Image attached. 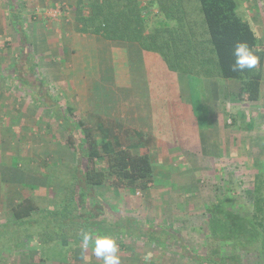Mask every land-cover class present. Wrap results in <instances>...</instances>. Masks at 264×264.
I'll return each mask as SVG.
<instances>
[{"label":"crops","instance_id":"crops-1","mask_svg":"<svg viewBox=\"0 0 264 264\" xmlns=\"http://www.w3.org/2000/svg\"><path fill=\"white\" fill-rule=\"evenodd\" d=\"M85 5L86 0H0V43L7 36L15 35L19 52L15 62L6 64V58L3 59L1 52L4 49L0 48V100L4 99L0 101V137L5 139L0 140V187L2 192L5 189L13 191L9 201L12 209L23 196L31 193L28 188L37 192L44 189L48 181L45 180L47 177L43 171L38 174L35 170V153L25 150L26 154L22 156L21 150L17 148L15 154L11 151L12 154L8 155L5 149L10 151L16 142L10 143L7 132L16 135L18 140L21 136L25 141L33 138L42 123L45 130H52L53 116L50 110L46 108L45 113H42V108L38 105L40 99H46L48 93L58 97L49 88L52 82L59 85L61 95L68 96L73 88L72 83L69 85V80L80 85L82 78L84 82L81 88L75 86V98L83 100L76 107L78 113L90 119L88 125L93 130L102 127L109 137L114 134L113 123L118 122L120 126L133 124V130L140 134L139 144L134 147H138L139 152L152 146L153 139L156 143L159 141L158 146L162 141L161 145L167 149L183 138L190 142V150H194L191 141H198L200 150L197 153L203 157L223 154L227 147V136L233 132L227 125L230 120H226V115L234 113L238 107L243 109L242 105L245 104L237 99L240 89L238 81L207 74L206 70L200 69L195 59L187 58L177 62L178 67H188L186 69L190 73H184L181 69L171 70L165 60L157 59L138 41L110 39L102 34L83 31L80 21L82 15L74 11L84 9ZM56 7L62 8L63 14L52 20L47 17V13L49 9ZM255 31L260 41L261 36ZM260 43L263 47L262 42ZM38 52L42 55L37 58L35 54ZM54 56L60 60L55 61ZM32 61L34 71L41 72V75L33 74L34 72L29 74L33 68ZM64 70L67 74H62ZM57 71L61 74H53ZM155 77L157 80L153 81ZM9 78L24 90L4 91V79ZM165 78L169 79L168 86L165 89L163 86V91L159 90L161 96L156 97L154 89ZM197 81L202 93L201 100L210 110L211 125L205 131L197 128L191 106L193 95L190 82ZM123 92L126 94L123 95ZM263 100L264 79L258 102ZM155 101H159L160 108L155 107ZM165 110L168 112H164ZM249 113H255L254 118L247 123L252 128L258 122L259 113L255 110H249ZM243 114L242 110L237 111L232 115L233 121L240 122L238 118ZM42 116L45 117L41 118ZM129 126L120 128L126 130ZM4 132L7 136L3 135ZM41 133L44 135L41 145L44 141L45 145L49 144V139H45V131L44 134ZM26 143L29 147L30 141ZM58 143H61L60 140ZM19 144L18 142L16 146ZM176 147L180 154L185 155V148L181 143ZM67 161V157L56 155L53 158L47 156L40 162ZM15 174L17 176H13Z\"/></svg>","mask_w":264,"mask_h":264},{"label":"rangeland","instance_id":"rangeland-1","mask_svg":"<svg viewBox=\"0 0 264 264\" xmlns=\"http://www.w3.org/2000/svg\"><path fill=\"white\" fill-rule=\"evenodd\" d=\"M139 1L144 6H147L144 15L150 27H157V21L166 18L165 9L161 4H151L154 0ZM161 1V3L168 6V3H166L168 0ZM236 2L238 14L245 21L250 22L254 29L258 31L261 36L260 42H262L264 49V0H236ZM91 5L92 0H86L84 9L75 10L74 12L85 16L89 14L87 11L90 10ZM197 5H199L198 0ZM47 17L56 20L48 15ZM153 31L145 30L147 33H152ZM6 40L0 43L2 45L0 48L4 49L2 51L0 49V51L3 52V59L6 58L7 64L8 62H15L19 57V52L17 49V36H7ZM147 50L150 53L152 52L151 54L160 61L165 60L161 52L153 49ZM41 55L42 53L39 52L35 54L37 58L41 57ZM54 58L55 61L59 59L56 56ZM165 62L167 63L166 60ZM31 63L33 68L30 69L29 74L34 72L33 74L41 75V72L34 71L33 61ZM53 74L60 75L61 73L57 71L53 72ZM62 74L67 73L64 70ZM11 75L9 76L11 77ZM70 76H72V72ZM167 78L164 81L162 80V83L157 84V88L155 85L154 94L156 97L161 96L160 92L163 91V86L164 89L168 86L169 79ZM4 80V91L24 90L18 83L13 82L11 78ZM156 80L157 77H155V80L153 78V81ZM83 82L82 78H80V85L69 80L68 83L69 85L72 83L73 88L70 90L72 93L68 96L61 95V88L59 89V85L53 82L52 84L49 82V88L51 92L58 96L57 99L63 103L64 107L72 108L76 115L75 119L72 117L74 121L81 120L85 125H88L90 119L86 115L79 114L78 109H76L78 103L83 102V100L75 98V86L78 85L81 88L80 86H82ZM190 86L193 95L191 106L197 120L196 125L197 128L205 131L211 125L210 110L201 100L202 93L200 92L198 81L197 83L193 82ZM125 94L123 92V95ZM2 100L4 101V99ZM29 100L31 101L30 98ZM19 102H23V100H19ZM15 103L14 105H16ZM1 104L3 105L2 102ZM38 105L42 108V113H45L47 107L42 103H38ZM160 106L159 101H155V107L160 108ZM242 106L243 109L238 107L234 113L226 115V120H230V122L227 121V125L233 132L230 133V130L228 131L230 134L227 136V147L223 154H217L216 157H203L200 153H197L200 150L198 141L190 140L191 144L194 145V150H190V142L183 140L182 137L180 142H176V145L167 149L166 146L161 145L162 141L158 146L157 143L159 141L156 143L155 139H153L152 146L147 148L148 150H144L149 152L155 166L154 182L149 188L138 187L135 192H132L128 187L117 188L108 182L98 187L97 193L100 196L105 212L106 206L109 211H114L115 215L117 213L120 214L122 217L120 219L126 222L128 226L126 233L112 235L119 244L121 264H209L200 263L195 258V255L204 251L203 246L206 247V241L209 242L210 240L208 238L207 206L228 196V199H230L226 200L228 208L231 206L232 210L239 211L244 216L252 212L255 175L257 172L264 170V100L256 103V105L254 103H245ZM241 110L245 114L238 118L240 122H234L232 115ZM249 110H255L259 113L258 122L252 125V128L248 127L247 123H249L251 118H254L255 113L250 114ZM164 112L168 111L165 110ZM46 119H48L47 116ZM52 121V130H45L42 127V123V126L37 128V133L33 138L25 141L21 136L18 140L16 135H13L10 131L7 132L10 143H16L14 147L10 148V151L5 149L9 153L8 155H11L12 152L15 154V151H18L17 148L21 150L22 156L26 154L25 150L35 153L37 162L35 170L38 174L41 173L40 171L45 173L47 177L45 180L48 181V185L37 192L29 188L28 190H31L30 195L42 209L50 206L54 201H61L65 197V192L56 195L55 191L54 194L51 193V189L58 190L57 187L63 188L66 186L70 179L68 175L70 167L62 168L61 166H54L55 163H43L40 161L47 156L53 158V156L61 155L69 159L67 164L71 166L74 163L72 161L76 160V152L65 142L66 129L61 126L60 121L54 116ZM112 126L114 127L113 132L120 137L124 145L139 144L140 134L137 130H133V124L120 126L117 122V124L113 123ZM124 126L129 127L126 130H122L120 127ZM43 129L46 134L45 139L50 141L47 145H45V141L41 145L42 136H44L41 133L43 132L44 134ZM5 132L3 135L7 136ZM28 136H31V134L28 133ZM0 140L3 141L5 139L1 138ZM59 140L60 144L58 143ZM28 141H30L29 147L26 143ZM18 142L20 144L16 146ZM172 142L175 143V140ZM180 143L187 150H184L185 155L180 154L176 147ZM138 149L137 147L134 150L138 151ZM13 176H17V174ZM12 193L13 191L9 189H5L2 192L0 187V264H102V260L92 254L91 247L86 253L82 251V244L72 243V245L66 244V246L61 247H53L48 244L47 247H44L35 241L30 243L23 239L25 234L24 227L16 228L10 225H7V228L4 227V224H10L14 221L12 203L9 202L10 196L13 195ZM39 216L36 211L34 217ZM107 216L113 221L116 220L114 216ZM149 231H153L152 233L162 240V244L147 238L146 235L148 236L147 233ZM16 236L22 237L23 244L17 245L15 243ZM182 245L187 246L189 249L187 251L181 250ZM188 254H192L193 257L189 259L186 256ZM255 264L263 263L257 261Z\"/></svg>","mask_w":264,"mask_h":264},{"label":"trees","instance_id":"trees-1","mask_svg":"<svg viewBox=\"0 0 264 264\" xmlns=\"http://www.w3.org/2000/svg\"><path fill=\"white\" fill-rule=\"evenodd\" d=\"M161 2L154 0L151 4H161L166 18L158 20L157 27L152 28L144 15L147 6L139 0H92L89 14L80 18L83 31L110 39L138 41L145 49L161 52L171 70L181 69L187 73L189 68L178 67L177 62L195 59L207 74L238 81L240 102H258L264 79V49L252 24L238 14L236 0H198L199 5L197 0H168V6ZM238 41H246L261 56L258 70L244 73L231 70L233 49ZM39 102L66 129L65 142L76 152V160L71 166L62 162L54 164L70 167L66 186L51 189L56 195L65 192L61 201L42 209L26 194L12 209L14 221L3 226L24 227L23 239L44 247L81 244L80 233L84 230L110 235L126 233V222L106 206L105 212L97 189L107 182L117 188L128 187L132 192L138 187L149 188L154 182V165L149 152L135 151V145H124L115 133L109 137L102 127L93 130L81 120L74 121L72 117L76 115L72 108L64 107L51 93ZM253 192V210L245 216L231 206L228 208V196L207 206L210 240L203 246L204 251L195 255L200 263L255 264L260 261L264 264V170L255 175ZM36 211L39 217H34ZM152 232L146 237L162 244ZM16 237L15 243L23 244L22 237ZM187 249L182 245L181 250ZM186 256L193 257L192 254Z\"/></svg>","mask_w":264,"mask_h":264},{"label":"clouds","instance_id":"clouds-1","mask_svg":"<svg viewBox=\"0 0 264 264\" xmlns=\"http://www.w3.org/2000/svg\"><path fill=\"white\" fill-rule=\"evenodd\" d=\"M233 56L234 63L231 67L233 72L244 73L245 71L258 70L261 56L246 41L236 43ZM80 236L83 252L86 253L91 247L92 254L102 260V264H121L119 244L112 235L84 230Z\"/></svg>","mask_w":264,"mask_h":264},{"label":"built area","instance_id":"built-area-1","mask_svg":"<svg viewBox=\"0 0 264 264\" xmlns=\"http://www.w3.org/2000/svg\"><path fill=\"white\" fill-rule=\"evenodd\" d=\"M47 14H48V16H50L54 19H58L63 14V11H62V8L56 7V8L49 9Z\"/></svg>","mask_w":264,"mask_h":264}]
</instances>
